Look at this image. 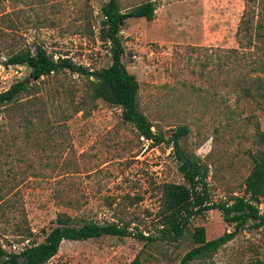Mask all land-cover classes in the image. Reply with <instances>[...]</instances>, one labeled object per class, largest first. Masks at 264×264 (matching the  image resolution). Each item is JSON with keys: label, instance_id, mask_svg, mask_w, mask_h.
Listing matches in <instances>:
<instances>
[{"label": "rangeland", "instance_id": "obj_1", "mask_svg": "<svg viewBox=\"0 0 264 264\" xmlns=\"http://www.w3.org/2000/svg\"><path fill=\"white\" fill-rule=\"evenodd\" d=\"M25 1L18 0L15 7L8 2V9H15L12 21L0 20L3 29L13 21L20 24L18 31L0 35V91L31 77V68L22 78L3 69L11 53L22 47L36 51L35 44H41L55 59L70 57L91 70L111 64L109 44L100 37L102 6L109 0ZM145 1L118 0L123 12ZM154 1L153 20L128 18L120 32L123 62L140 83L139 109L166 139L178 126H189L179 148L208 167L214 203L243 196L254 154L263 149L258 138L264 131L258 90L264 43L254 38L244 48L236 35L246 1ZM254 6L264 10V1ZM37 83L39 97L47 103L45 121L52 125L37 128L31 136L35 147L29 161L38 171L20 185L9 220L0 217L4 247L19 252L44 241L61 212L77 224L117 223L128 234L64 240L46 264H130L142 249L150 262L179 264L197 245V226H205L208 239L234 230L219 209H212L192 217L179 238H161L162 185L186 183L173 143L154 145L141 137L123 120L120 106L91 99L89 80L79 73L64 70ZM257 205L264 213V199ZM16 223L29 225L33 235H15ZM141 231L158 239L146 242L132 234ZM260 263L264 227L243 229L210 260L190 264Z\"/></svg>", "mask_w": 264, "mask_h": 264}, {"label": "trees", "instance_id": "obj_2", "mask_svg": "<svg viewBox=\"0 0 264 264\" xmlns=\"http://www.w3.org/2000/svg\"><path fill=\"white\" fill-rule=\"evenodd\" d=\"M18 0H0V20H11L15 9H8V2ZM246 8L237 28V40L241 47L253 44L254 38L264 43V10L256 11L254 2L245 0ZM264 1V0H263ZM7 2V3H6ZM29 5V1H25ZM19 10V9H18ZM157 5L154 0H148L134 6L129 12H123L118 0H109L102 6L104 19L101 21L100 37L109 44L112 62L109 66L91 70L75 63L70 57L55 59L41 44H35V53L29 47L13 51L6 63H27L31 68V77L18 80L6 90L0 91V217L9 220L10 212L15 209V200L20 192V185L30 176L37 174L38 169L29 160L35 147L31 136L39 127L51 126L52 122L45 121L48 113L47 103L39 97L38 83L41 78L51 74H59L64 70L79 73L89 80L91 99H103L109 104L122 108V118L132 124L141 137L158 145L163 142L173 143L177 158L181 161L180 170L186 183H164L161 188L162 209L161 238H179L189 220L212 209H219L224 220L234 226L233 231H225L222 235L208 239L205 226L195 228L193 238L196 246L188 250L179 264H190L194 260H210L226 243L235 238L243 229L264 227V213L257 203L264 199V131L259 132L260 149L254 154V166L245 181V195L233 196L223 202L214 203L208 187V167L188 157L179 148V140L189 133L188 125L178 126L170 139L153 130V124L138 106L140 83L135 74L128 71L123 62L125 52L121 29L128 18L144 17L154 19ZM258 18L256 20L255 18ZM20 24L13 21L5 29L0 27V35L6 30L18 31ZM247 39L246 42L244 40ZM260 77H258L259 96L264 108V48L259 59ZM78 104V103H77ZM81 108V105L77 107ZM20 131H23L21 136ZM34 146V147H33ZM31 155V156H30ZM19 166H25L19 168ZM9 212V213H8ZM56 226L47 232L44 241L25 246L21 251L9 250L0 244V264H46L54 257L64 240H88L104 235L125 236L127 227L117 223L100 224L86 221L77 224L74 217L61 212L55 219ZM5 232H7L4 229ZM15 235L29 239L33 235L30 226L23 227L16 223ZM139 240L156 241L157 236L134 233ZM143 249L130 264H159L143 258ZM262 264V263H260Z\"/></svg>", "mask_w": 264, "mask_h": 264}, {"label": "built area", "instance_id": "obj_3", "mask_svg": "<svg viewBox=\"0 0 264 264\" xmlns=\"http://www.w3.org/2000/svg\"><path fill=\"white\" fill-rule=\"evenodd\" d=\"M33 54L35 51L32 49ZM65 57V56H62ZM30 68L27 63H4L3 64V69L5 70L4 72L7 73L8 75L11 76H16L19 78L26 77L25 76V71ZM134 236V232L132 233ZM144 235H149L150 233L143 231Z\"/></svg>", "mask_w": 264, "mask_h": 264}]
</instances>
